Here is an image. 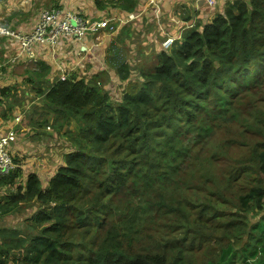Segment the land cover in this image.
I'll use <instances>...</instances> for the list:
<instances>
[{
	"label": "trees",
	"instance_id": "16d2710c",
	"mask_svg": "<svg viewBox=\"0 0 264 264\" xmlns=\"http://www.w3.org/2000/svg\"><path fill=\"white\" fill-rule=\"evenodd\" d=\"M116 44L110 63L127 80L131 65ZM139 77L116 98L97 78L76 74L41 89L55 114L43 122L59 133L72 119L79 128L63 133L71 150L46 186L36 172L20 179L23 158L11 153L0 214L23 202L36 209L20 226L0 225V264H234L236 247L253 238L249 214L264 212V0H233L211 21L186 28ZM7 93L0 89V101ZM242 118L243 129L222 146L237 143L243 156L230 159L197 200L170 199L188 152L197 165ZM140 174L154 180L139 204L127 190ZM164 215L170 222L148 236L134 228Z\"/></svg>",
	"mask_w": 264,
	"mask_h": 264
},
{
	"label": "crops",
	"instance_id": "0c3cea01",
	"mask_svg": "<svg viewBox=\"0 0 264 264\" xmlns=\"http://www.w3.org/2000/svg\"><path fill=\"white\" fill-rule=\"evenodd\" d=\"M151 1L134 0V9L127 10L119 5L118 0H0V28L22 34L34 29L45 6H57L64 12L73 11L94 20L106 16L122 19L135 13V17L119 25L114 32L86 31L82 37L73 36L58 44L36 43L33 56L22 49L18 37L0 31V61L7 63L0 74V89L6 88L8 92L0 101V136L11 130L17 133L10 152L23 158L20 179L36 172L43 186L48 185L71 150L70 144L65 143L61 150L54 146L43 151V143L47 141L52 144L57 139L66 140L62 129L59 133L51 123L43 122L55 118L53 111L44 105V96L40 92L43 87L48 88L59 78L76 74L97 78L104 89L110 91L112 98L119 97L129 80L140 79L146 66L157 63L158 53L164 48L162 41L167 35L175 39L181 37L183 31L190 28L187 24L211 21L233 0H211L212 3L208 0H156L160 7L158 12L157 5ZM123 4L131 5L129 1H123ZM113 43H117L122 57L131 65L127 80H122L117 68L110 63ZM11 57L13 61H10ZM4 193L3 188L0 189V198ZM34 207L29 208L35 211ZM18 211L20 209L10 215L0 214V225L17 226L12 222ZM240 245L236 247L240 251V254L236 253L239 261L236 262L235 256L234 264H256L264 256V243ZM254 248L256 255H252Z\"/></svg>",
	"mask_w": 264,
	"mask_h": 264
},
{
	"label": "rangeland",
	"instance_id": "374dc122",
	"mask_svg": "<svg viewBox=\"0 0 264 264\" xmlns=\"http://www.w3.org/2000/svg\"><path fill=\"white\" fill-rule=\"evenodd\" d=\"M51 7H57V6H45L43 9L51 8ZM154 66H155L154 63L149 64L148 66L145 67L144 70L146 71L151 70L154 68ZM262 98L264 99V96ZM116 103L114 101V105ZM259 104L264 106V101L260 102ZM250 111L252 110L250 109ZM244 121L245 118H242L239 123L232 125L227 133L215 137L209 146L205 158L199 161L197 165L194 162L193 151L188 152V154L185 157V160L179 166V171H178L179 174L177 178L175 179L171 178L170 188H169L170 199L181 198V199L197 200L198 198L202 197L206 192L209 191L210 184L208 181L210 179L214 178L215 176L223 175V172L225 171L226 166L230 159L240 158L243 156L244 149L239 148L237 143H227L225 146H222V144L224 142H231L232 139L238 135V133L243 129ZM49 128L48 130L51 129ZM78 128H79L78 123L72 119L69 123L63 124L62 131L65 132L67 129L77 131ZM43 144H44V149H43L44 152L53 149L54 146L59 147L60 150L61 148L65 147L64 140H60V139L55 140V142H53L52 144L49 143V141ZM212 154H216L218 158L217 161H211L209 159V156ZM161 178H162L161 175L158 176V179ZM153 180H154L153 177L144 178L142 174H140L137 179L129 178L128 185L131 188H133V190L132 189L127 190L129 193V197L133 198L137 203H139L138 201H143L145 194L147 192L148 193L152 192L150 182H152ZM135 188H137V190H135ZM32 203L33 202H23L19 208L20 211H18V213L16 214V218L14 219L15 221H13L12 223L21 225L26 218L30 217V215H32V213L34 212L33 209L29 208L30 206H33ZM263 214H264L263 211L262 213L257 212L254 214H249L250 225L252 226L256 225V226L252 228L253 238L249 239V242L248 239L246 238L244 240V243L247 242L264 243V226H263L264 221L261 220V216ZM159 219H160L159 221L156 218L151 219L150 226L146 228H143L144 227L143 222L141 220H138L137 225H135L134 228L140 226L139 228L140 232H143L144 235L148 236L150 235V232L154 230V228L157 226L158 223H159L158 229H163V225L161 224V221L163 223L170 222V218L165 215L161 216ZM257 223H260L261 226H259ZM185 231H186V226L176 230V234H178V236L181 237L185 234ZM140 232L138 233V236H140ZM240 246H238V248ZM238 254H240V251H238ZM201 255H205V254L201 253ZM263 258L264 256L260 257V260L256 261L255 263L264 264ZM237 261H239L238 257L236 259V262Z\"/></svg>",
	"mask_w": 264,
	"mask_h": 264
},
{
	"label": "built area",
	"instance_id": "2783aa9c",
	"mask_svg": "<svg viewBox=\"0 0 264 264\" xmlns=\"http://www.w3.org/2000/svg\"><path fill=\"white\" fill-rule=\"evenodd\" d=\"M212 3L211 0H208ZM156 11H160V7L156 0L151 1ZM135 14H130L127 18L117 19L114 17H104L103 19L94 20L84 15H78L73 11H62L59 7L46 8L41 11L40 18L30 33L22 34L14 30L1 27L0 31L6 35H14L21 41L22 49L33 56V46L36 43L58 44L65 39H72L73 36L82 37L86 31L101 32L103 30L114 32L118 23L129 22ZM187 24V27H192ZM175 37L167 35L162 41L164 48H170ZM14 58L11 57L10 61ZM5 61H0V74L6 66ZM65 78V77H63ZM17 138L15 130H11L0 136V178L15 167L13 155L10 152V145Z\"/></svg>",
	"mask_w": 264,
	"mask_h": 264
},
{
	"label": "bare ground",
	"instance_id": "6f19581e",
	"mask_svg": "<svg viewBox=\"0 0 264 264\" xmlns=\"http://www.w3.org/2000/svg\"><path fill=\"white\" fill-rule=\"evenodd\" d=\"M59 8H60V7H59ZM130 14H132V13H130ZM130 14H129V15H130ZM133 14H135V13H133ZM129 15H128V16H129ZM128 16H127V17H128ZM114 18H116V17H114ZM127 23H128V22H127ZM123 24H125V23H118L117 27H118L119 25H123ZM117 27H116V29H117ZM8 174H9V173H8ZM6 175H7V174H6Z\"/></svg>",
	"mask_w": 264,
	"mask_h": 264
}]
</instances>
